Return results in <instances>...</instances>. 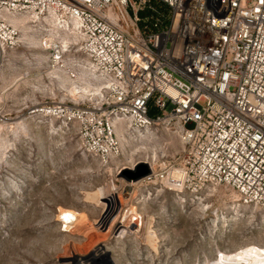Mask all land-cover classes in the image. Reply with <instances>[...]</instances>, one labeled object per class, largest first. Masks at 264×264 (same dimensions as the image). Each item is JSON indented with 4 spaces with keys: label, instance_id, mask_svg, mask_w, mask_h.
Listing matches in <instances>:
<instances>
[{
    "label": "built area",
    "instance_id": "1",
    "mask_svg": "<svg viewBox=\"0 0 264 264\" xmlns=\"http://www.w3.org/2000/svg\"><path fill=\"white\" fill-rule=\"evenodd\" d=\"M151 1L0 0V47L18 42L10 14L76 19L79 51L107 88L92 101L45 103L40 112L76 122L80 149L103 162L122 152L115 119L132 128L162 123L178 134L180 150L157 159L155 183L146 185L222 186L264 209V0H156L165 11ZM53 57L61 59L57 49Z\"/></svg>",
    "mask_w": 264,
    "mask_h": 264
},
{
    "label": "rangeland",
    "instance_id": "2",
    "mask_svg": "<svg viewBox=\"0 0 264 264\" xmlns=\"http://www.w3.org/2000/svg\"><path fill=\"white\" fill-rule=\"evenodd\" d=\"M151 4L166 10L155 0ZM148 14L147 8L140 12ZM15 23L21 27L18 42L1 48L0 58V264H108L103 253L112 264H218L254 250L264 253V209L237 205L238 198L222 186L175 192L158 181L139 186L134 200H125L129 180L120 168L144 159L143 153L131 152L150 146L159 162L170 161L180 150L178 134L158 123L152 127L156 145L151 135L128 139L125 152L108 162L84 152L76 122L39 110L50 102L92 101L64 81L65 73L79 75L80 61H86L79 44L71 38L68 51L54 61L55 46L40 44L52 27ZM156 114L153 108L149 112ZM99 188L104 194L90 200ZM125 206L135 217L131 227L122 222ZM64 210L85 222L65 229ZM237 211L240 215H234ZM122 226L131 230L120 233Z\"/></svg>",
    "mask_w": 264,
    "mask_h": 264
},
{
    "label": "bare ground",
    "instance_id": "3",
    "mask_svg": "<svg viewBox=\"0 0 264 264\" xmlns=\"http://www.w3.org/2000/svg\"><path fill=\"white\" fill-rule=\"evenodd\" d=\"M9 21L11 24H13L15 27L21 29V27L15 23L18 19L19 23L21 22V25L24 26L25 24H32L36 22H45L48 24L50 27H52V33L50 32L47 37L44 38V42L40 40V44L44 43L46 48L54 47L55 49L58 50V53L61 55L62 52L68 51L67 47L69 44V40L72 38L74 42L79 44L80 41V34L78 30L79 23L76 19H69L65 21L59 20L55 14L52 12L46 14L43 18L36 17L35 14L32 13H21V14H10L8 16ZM28 28H32L31 25L27 26ZM24 28V27H23ZM62 32H68L71 36L69 35H63L64 33ZM79 38V40H78ZM59 42V45L57 44ZM59 46V47H58ZM2 55L1 47H0V58ZM62 58V56H61ZM80 68H81V73L79 75H71V74H66L64 77V81H68V83L71 85L72 89L71 91H77L80 89L81 96L87 97L89 99L91 96L93 98L89 100H93L94 98H98V96L103 93L104 89L107 88L108 81L98 74L94 68V66L86 59V61H80ZM78 81V82H77ZM78 83V84H76ZM80 83V84H79ZM79 92V91H78ZM88 100V101H89ZM114 128H115V133L117 136V139L120 143V146L122 148V153L125 152V144L128 143V139L132 141V139L135 137L136 140H141L143 139V134L146 135H151V140L154 139V144L156 145L159 138L155 136L157 133L153 131L152 128H132L130 125L126 122H123L121 119H115L113 121ZM119 132V133H118ZM121 132V133H120ZM174 132V131H173ZM176 133V132H174ZM126 135L128 137H126ZM124 136V139L123 137ZM121 138V139H120ZM150 144V143H149ZM159 152V151H158ZM137 153H143L144 159H141L142 162H145L147 164L151 165L152 171H150L147 175L140 177L136 180H129L127 182V185L125 186L124 192V197H127L125 200H134V198L137 196V189L139 186L146 185L149 183H155L154 181V174L156 173V168L159 165L157 162V153L156 150L153 148H150V146H140L137 150L134 152H131V155ZM161 153V152H160ZM150 158V160H149ZM117 159V156H112L110 161ZM135 160H131V164ZM122 168H127L126 165L122 166ZM130 168V167H128ZM130 182V183H129ZM133 182V183H131ZM129 183V184H128ZM141 184V185H140ZM132 185V186H130ZM212 185V184H210ZM137 186V187H136ZM216 186V185H215ZM104 194V191L102 188H99L94 194L92 193L91 195L88 196L90 200L96 199L100 197L101 195ZM234 198L236 195L232 193ZM101 198V197H100ZM116 205L117 207L120 205V198L116 200ZM241 206L242 204H237ZM244 207L246 205H243ZM247 207V206H246ZM254 208V207H253ZM257 208V207H255ZM234 209V208H233ZM124 210H126V216L123 217V223H126L129 225V227L133 226L135 223V217L133 215L128 214L129 211L124 207ZM235 210V209H234ZM234 215H240V213L237 211ZM60 218L62 220L63 226L65 229L69 230H75L77 227L78 223L85 222V217L82 215H78L74 213L71 210H64L60 214ZM129 227H124L122 226L120 229L118 228V231L125 230H131ZM117 231V232H118ZM96 240V239H95ZM149 244L151 246L152 251H157L158 250V245L156 241V236L153 232L149 234ZM97 248L99 249V245ZM100 250V249H99ZM89 261V260H87ZM96 261V260H95ZM102 261L108 263L109 258L108 254L103 253L102 256ZM84 262V261H83ZM82 262V263H83ZM86 262V261H85ZM92 262H94L92 260ZM81 263V264H82ZM218 264H264V253H262L260 250H254L250 251L249 254L245 256H238V257H225L223 259L218 260Z\"/></svg>",
    "mask_w": 264,
    "mask_h": 264
},
{
    "label": "water",
    "instance_id": "4",
    "mask_svg": "<svg viewBox=\"0 0 264 264\" xmlns=\"http://www.w3.org/2000/svg\"><path fill=\"white\" fill-rule=\"evenodd\" d=\"M150 169L147 163L138 162L134 168H123L122 173L127 180H136L140 177H143L149 173ZM108 264H112L109 259Z\"/></svg>",
    "mask_w": 264,
    "mask_h": 264
},
{
    "label": "trees",
    "instance_id": "5",
    "mask_svg": "<svg viewBox=\"0 0 264 264\" xmlns=\"http://www.w3.org/2000/svg\"><path fill=\"white\" fill-rule=\"evenodd\" d=\"M155 2H156V3H157V2H158V3H161V2L156 1V0H155ZM161 5H162V8H164V9L166 8V5H164L163 3H161ZM150 110H151V109H150Z\"/></svg>",
    "mask_w": 264,
    "mask_h": 264
}]
</instances>
